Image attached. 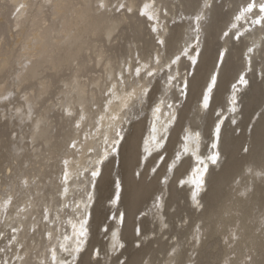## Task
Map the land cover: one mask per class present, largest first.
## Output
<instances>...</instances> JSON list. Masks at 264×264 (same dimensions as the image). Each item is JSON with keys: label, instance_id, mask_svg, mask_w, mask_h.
I'll use <instances>...</instances> for the list:
<instances>
[{"label": "bare ground", "instance_id": "obj_1", "mask_svg": "<svg viewBox=\"0 0 264 264\" xmlns=\"http://www.w3.org/2000/svg\"><path fill=\"white\" fill-rule=\"evenodd\" d=\"M114 1L0 0V36L7 42L1 46L4 40L0 41V78L12 80L17 87L28 83L23 95L13 87L0 89V98L10 97L13 101L11 111H6L8 121L0 125V138L10 125L28 123L20 126L22 136L8 143L0 141V162H19L8 182L11 193L0 192V227L17 229L15 242L6 252L8 258L1 264H53V256L58 261L70 260L59 245L80 230L89 212L86 249L79 254L77 264H102L101 259H93L96 247L107 264H117L122 257H126L123 264H188L194 257L195 264H213L210 259L223 264H264V24L253 21L264 16L258 10L244 15L251 3H256L258 9L264 0H222L221 4L219 0H127L125 4L120 1V6L135 11L133 15L115 14ZM181 8L185 16L192 18L172 25L170 18ZM195 9L196 14L191 13ZM197 14L204 17L199 25V54L197 48L188 54L195 41L192 36L196 35ZM241 16L244 18L240 19ZM129 19L131 23H127ZM148 24L152 32L153 27L157 29L150 39V33H146ZM226 30L230 33L227 38L223 37ZM117 32L120 38H133L134 43L113 45L111 50H103L107 45L98 48V43L106 44ZM233 34H241L240 42L233 40ZM158 39H163V45ZM11 43H20L23 52L13 57ZM249 47L255 49L253 74L247 70L245 59ZM224 49L227 54L218 65L219 53ZM92 51L96 58H91ZM186 54L193 64L198 60L193 75L186 65L188 71L182 74ZM92 62L95 66L103 62L106 80L102 76L87 79L90 82L81 80L80 74L91 68ZM165 69L170 73L166 75L164 92L168 93L182 80L179 87L187 83V96L183 102V97L174 92L175 97L165 99L168 104L173 101L170 108L165 100L157 102L147 128L148 117L133 121L129 115L136 103L152 97V91L147 96L148 90L159 84L154 79ZM46 72L44 81L41 77ZM241 75L249 81L245 93V87L239 85ZM176 76L180 79L174 82ZM60 84L59 103L45 106L38 113L39 101ZM233 95L239 102L235 113L231 111ZM205 100L209 103L207 109L202 106ZM58 105L64 111L53 120ZM258 112L261 113L253 122ZM233 119L237 120L235 128L230 125ZM221 120L224 122L217 149L213 144ZM117 129L122 130L124 139L117 143L119 154L113 156L111 148L117 140ZM154 129L162 146L168 137V154L151 174L163 153L148 158L142 171L140 167L143 168L142 156L144 159L153 153L149 149H160L151 142ZM106 139L108 159L99 173L98 161L104 156ZM36 142L44 147L45 156L42 160L38 156L42 162L34 169L30 165L32 170L28 171L24 164L33 161L34 156L29 143ZM173 142L180 145L178 154L172 152ZM116 160L118 169L114 165ZM118 186L122 189L119 193ZM117 194L119 204L114 200ZM160 194L161 204H157L158 198L153 199L159 210L153 203L148 215L139 218L141 212L151 207L146 206L147 201ZM106 201L112 202L110 207L105 205ZM51 208H59L56 219H66L68 213V226L60 222L43 230L47 216L44 212L49 214ZM172 208L173 213L169 212ZM109 211L116 212L115 220H109ZM138 226L142 234L136 239ZM101 227L108 228L104 237L111 232V252L115 241L125 246L119 258L102 248ZM163 228L168 230L159 237ZM151 234L154 237L149 240ZM135 242H140V248H135ZM187 246L192 248L191 255ZM68 247H72L71 241ZM216 247L215 254L207 253Z\"/></svg>", "mask_w": 264, "mask_h": 264}, {"label": "rangeland", "instance_id": "obj_2", "mask_svg": "<svg viewBox=\"0 0 264 264\" xmlns=\"http://www.w3.org/2000/svg\"><path fill=\"white\" fill-rule=\"evenodd\" d=\"M35 1V3H38L39 2V0H34ZM37 1V2H36ZM122 2V4H125L126 2H127V0H115L114 1V4H113V9L115 10V11H113L115 14H117V15H124L125 13H128L129 15H133L134 14V12H132V11H129V10H127V8H126V6L125 5H122V6H120V4H121V2ZM140 2H142L143 0H139ZM171 1H173V0H171ZM175 1V0H174ZM220 1L222 2V0H219L218 1V4H221L220 3ZM117 3L119 4V6H117ZM125 6V7H124ZM118 8V10H117V8ZM123 7H124V9H123ZM33 8H35V9H33ZM32 8V11L34 12L35 10H36V5L34 6ZM125 10H127V11H125ZM182 10H183V8H181L180 10H177L176 11V13L175 14H177V15H175V16H171L172 18H170V16H169V18L170 19H172V25H174L175 23H180V24H182L184 21H186V20H190L192 17L191 16H185L184 14H183V12H182ZM199 10V9H198ZM45 11L48 13V9H45ZM196 11H197V9H195V10H193V11H191V13H193V14H196ZM165 14H167V13H165ZM181 15V16H180ZM178 16V17H177ZM144 15L143 14H141L140 15V18L141 19H144ZM131 19H129V20H127V23H131ZM148 21V20H147ZM126 23V24H127ZM128 25V24H127ZM128 27V26H127ZM147 27H148V29L146 30V33H150V36H148L147 37V39H150V37L152 36V37H154L155 36V33L154 32H152L151 31V29H150V25L148 24L147 25ZM153 33V34H152ZM117 34V36H113V38H110V40L108 41V42H105L106 44H102V43H98L97 44V46H98V48H99V46L102 48L103 46H105V45H107V47L105 48V49H103V50H107V49H112L113 48V45L115 46V47H119L121 44L122 45H127V44H130L129 42H131L132 44L134 43V39L133 38H130L129 36H123V37H121L120 38V36L121 35H119V32H117L116 33ZM114 37H115V39H114ZM188 37V36H187ZM195 38V40H196V35L194 34L193 36H192V38ZM3 38V37H2ZM1 38V36H0V41L2 40H4L2 43H1V46L3 45V46H6V45H4L5 43H7L6 41H5V39H2ZM123 38V39H122ZM157 38V37H156ZM120 39V41H118V40ZM124 39H125V41H124ZM201 40V36H199V40H198V43H194L193 42V44L191 45V50L188 52V54L192 51V49H196L197 50V54H199V51H198V44H199V41ZM123 41V42H122ZM202 41H203V39H202ZM120 43V44H119ZM20 43H18V44H16V43H11V45H12V47H13V57H16V55H19V54H21V53H19L20 51L21 52H23L22 51V48H21V44L19 45ZM117 44H119V45H117ZM111 45V46H110ZM137 45H142V43H137ZM109 47H111V48H109ZM104 48V47H103ZM97 50V49H96ZM109 50V51H110ZM150 50V49H149ZM112 52V51H111ZM111 52H109V54L111 53ZM19 53V54H18ZM90 54V53H89ZM91 58H96L97 57V55H96V53H94V51H92L91 52ZM196 55V54H195ZM187 56V54L184 56V68H185V71L183 70L182 71V74L184 75V74H186L187 73V71H188V69H186V67H188L189 69H190V74L191 75H193L194 74V68H195V66L197 65V61H196V63L195 64H193L192 62H191V60L188 58V57H186ZM136 58V57H135ZM190 60V61H189ZM260 61V60H259ZM103 64V62H101V64H98V65H96L95 66V64H93V62H92V64H91V68H89V69H86L84 72H82L80 75H81V80H87V79H89L90 80V78H99V76H102V78H104V80H106V76H107V73L105 72V67L102 65ZM193 64V65H192ZM185 65H186V67H185ZM103 67V68H102ZM193 68V69H192ZM192 69V70H191ZM258 69H259V67H258ZM165 71H167L166 69L165 70H163L162 72H160L159 74H158V76L157 77H155V83H156V81H158L159 82V84L158 85H156L155 84V86H153V87H150L149 88V90H148V93H147V96L150 94V92L152 91V97L150 96L148 99L146 98V99H144L141 103L140 102H138V103H136L135 104V106H134V108H133V110L130 112V118L131 119H133V121H138V120H140V119H142V117L144 118V116H145V118L146 117H148V119H147V124H146V126H147V128L150 126V121H151V118H150V116H151V112H152V109L154 108V106H156V104H157V102H159L160 100L161 101H164L166 98H169V99H171L172 97H175L177 94L179 95V97H183V102H184V100H185V98H186V96H187V92H186V95H185V92L184 93H181L182 91H184V88H183V86H182V88H180L179 87V85H180V83L182 82V80L181 81H178L177 82V84H176V86H174L173 88H172V90L171 91H169L168 93H165L164 92V89H163V87H166L165 85V81L167 80V78H166V75L167 74H169L170 73V71L168 72H165ZM70 72L71 71H67L66 73L67 74H70ZM253 72L254 71H249V73H251V74H253ZM255 73V72H254ZM47 76H48V72H46V73H44L43 75H42V79L45 81V80H47ZM84 76V77H83ZM257 76H258V78H259V80L261 81V79H262V75H261V73H257ZM92 79V80H93ZM177 79H180V76H176V78L174 79V82H176V80ZM102 81H104L103 79H101ZM131 80H132V78H131ZM8 81L10 82L9 84H5V83H8ZM6 80V78H0V89L1 90H6V89H8L9 87H13L14 89H16L17 90V92H18V94H20V95H23L24 93H26L27 92V90H28V88L27 89H23L24 87H28V86H25V85H28V83H25V85L23 86V84H21V86L19 85L18 87H17V85L16 84H13L11 81L12 80ZM101 81V82H102ZM86 82H90V81H86ZM184 83V82H183ZM185 84V83H184ZM14 85V86H13ZM160 85L162 86V87H160ZM249 85V84H248ZM4 86V87H3ZM61 86V84L60 85H56V86H54L50 91H49V93H47L44 97H43V99L41 100V101H39L40 103H38L37 105H36V110L38 111V113L39 112H42L43 110L42 109H44V107L45 106H49V105H55V104H58L59 103V97H61V95H60V90H59V87ZM20 87H22V90H21V88ZM90 87L92 88V86H91V83H90ZM94 87V86H93ZM3 88V89H2ZM19 88H20V90L23 92H19L20 90H19ZM154 88V89H153ZM232 88H233V86H232ZM181 89V90H180ZM19 90V91H18ZM248 90V86H247V88H245L244 90H243V93H245L246 91ZM174 92H177L176 94H175V96H173V93ZM155 93V94H154ZM154 94V95H153ZM185 97V98H184ZM152 99V100H151ZM173 100H174V98H173ZM148 101H150L151 103H149ZM11 102V103H10ZM12 100H11V98L10 97H4V98H0V125L2 126V125H4L7 121H8V117L6 116V111H11V109H12ZM165 102H166V105L168 106V108H170L172 105H173V101H171L169 104L167 103L168 102V99L167 100H165ZM197 104L198 105H200V103H199V101L197 102ZM170 105V106H169ZM177 105H179V103H177ZM146 109H145V108ZM7 108V109H6ZM38 109H40V111L38 110ZM63 111H64V109H62V108H60V106L58 105V106H56V110H55V113H53V114H55L56 115V118L55 119H53V120H56V119H58V115H61L62 113H63ZM147 112V113H146ZM259 113H261V112H258L256 115H255V118L253 119V122L256 120V118H257V116H258V114ZM219 114V111H218V113L216 114V116ZM148 115V116H147ZM241 117H239V119H240ZM227 119H228V117H227ZM227 119H225V121H227ZM129 123L130 122H128L127 123V125H128V127H129ZM28 124V123H27ZM27 124L26 125H22V126H27ZM237 124V123H236ZM236 124L235 125H233L232 124V120H230V125L232 126V127H234L235 128V126H236ZM54 125H55V123H54ZM20 126L21 125H10L9 127H7L6 128V130H5V134L2 136V138H0V141H2V142H5V143H8L9 141L11 142L12 140H15V138H18L19 136H22V129H20ZM21 126V127H22ZM128 129V128H127ZM127 130L125 129V132H126ZM148 131V130H147ZM240 132H241V130L239 129L238 131H237V134L239 135L240 134ZM18 136V137H17ZM26 142H28L27 140H26ZM167 142H168V137H167V139H165V142H164V144H163V146L160 148V149H158V150H155V152L154 151H151L150 149H149V152H153V153H150V154H148V155H146V157H144V159H143V156H142V160H141V165L143 166V168L142 167H140V171H142L145 167H147L146 166V162H147V159L148 158H151V156H153V155H158V154H161V153H163V156L160 158V160L157 162V164H156V166L154 167V168H151V170H150V172H151V174H154L156 171H157V169L161 166V164L163 163V161H164V159H165V157H166V155L168 154V150L166 151V153H165V150H166V146H167ZM174 143V142H173ZM176 143V142H175ZM175 143H174V145H171V149L173 150L172 152L174 153H177L178 154V150H179V148H180V145L179 144H176L175 145ZM40 144V142H36V143H29V148H30V150H31V152L34 154V156H33V158H32V160L33 161H29L28 163L26 162L25 164H24V167H25V169L26 170H28V169H30V170H32V168L34 167V166H39L40 165V163L42 162L41 160L43 159V155L45 156V152H44V147L42 146V145H39ZM41 146L42 148H43V151H42V148L41 147H39V146ZM174 146V147H173ZM173 147V148H172ZM171 149L169 150V151H171ZM142 150V152H144V150L143 149H141ZM175 150V151H174ZM164 151V152H163ZM44 152V153H43ZM244 153L246 152V151H243ZM36 153V154H35ZM38 153V154H37ZM42 154V155H41ZM47 155V154H46ZM41 158V160L39 159V157ZM113 156H117V155H115L114 153H113ZM36 160H38L37 162H36ZM118 160V159H117ZM115 161V163H114V165H116L115 166V168L118 166L119 167V161ZM144 160V161H143ZM149 160V159H148ZM34 161L36 162V163H39V164H36L35 163V165H33L34 164ZM12 162L14 163L13 164V166H12ZM9 161V160H7V161H1L0 163H1V166H0V192L2 191V193L4 194V195H9L11 192V187H10V185L8 186V182H9V180H10V177L12 178L13 176L12 175H14L13 173H14V169L19 165V162L17 163V161ZM117 162V163H116ZM144 162V163H143ZM15 164H17V165H15ZM30 165H32L31 167H30ZM145 165V166H144ZM16 166V167H15ZM36 166V167H37ZM12 167V168H11ZM35 168V167H34ZM33 168V169H34ZM116 169H118V168H116ZM29 171V170H28ZM89 171V169H87L86 170V172H88ZM12 172V173H11ZM64 172H65V170H64ZM138 172V171H137ZM4 173V174H3ZM10 174H11V176H10ZM65 175V174H64ZM7 176V177H6ZM8 178L9 177V179H6V178ZM113 178H114V176H113ZM6 179V180H5ZM8 180V181H7ZM20 181H22V179H20ZM166 181V178H163L162 179V183H164ZM4 182V183H3ZM9 188V189H8ZM8 190V191H7ZM79 190H80V194H82L83 193V190H84V188H83V190H82V187L81 188H79ZM4 191V192H3ZM6 191V192H5ZM3 195V196H4ZM156 196V195H155ZM162 194H160L159 196H157V197H153V198H151L149 201H147V205L146 206H149V205H151V207H148V209L147 208H145V209H147V210H144L143 212H141L142 214H140L139 215V218L140 217H142L143 215L144 216H146V215H148V212L147 211H149L154 205H153V203H155L156 201H158V205L159 204H161V198H162ZM5 197V196H4ZM4 197H1V199L2 198H4ZM158 198V199H157ZM153 199H157L156 201L155 200H153ZM152 200V201H151ZM151 201V202H150ZM148 202H150L149 204H148ZM182 203H184V201L182 202ZM111 204H112V202H110V201H106L105 202V205L106 206H111ZM156 204V203H155ZM157 204H156V206H157ZM188 208L189 209H192V206H188ZM56 211H59V208H51V210H50V213L48 214V212H44L45 214H47V216L43 219L44 220V227H43V230H45L47 227H54V226H56L57 224H59L60 222V224H64L63 226L64 227H66V226H68V213H66L65 214V216L67 217L66 219H61V217H57V219H56V216H55V213H57ZM110 211H111V209H110ZM110 211L108 212V213H110ZM112 211H113V209H112ZM175 211V208L173 209H170V211L169 212H171V213H173ZM154 212H156V210H154ZM115 214H116V212H114V213H110V215L108 216L109 217V220L110 221H113V220H115V219H112L111 217H113V216H115ZM6 216V217H5ZM6 218H7V212H5V214H4V216H3V220H2V224L4 225V223H5V220H6ZM138 218V219H139ZM151 219V218H150ZM50 221V222H49ZM175 222H178V219H176L175 220ZM3 227V226H2ZM5 228V229H4ZM105 228H107V227H101V229H100V231H102L103 233L102 234H100V237H101V239H103L104 240V245H102V248L105 250V251H108V253L111 255V256H114V258H119L120 256H121V252H122V250L121 249H123L125 246H123V248H119L120 249V251H117V253H113V252H111L110 251V247H111V232H109V235H107L106 237H104V234H106L107 232H108V228H107V231H105ZM138 229L137 230H139V235H137V233H136V239H139V238H141V234H142V232L140 231V227L138 226L137 227ZM3 230V231H2ZM65 230V229H64ZM163 230V231H162ZM161 230V232H160V235H159V237L160 236H162L167 230H168V228H163ZM17 232V229H15V228H12V226H8V227H3V228H1L0 227V264H1V262L2 261H5L8 257L6 256V252H7V249H9L10 248V246L13 244V242H15L14 240H15V237H13L14 235H15V233ZM153 237H154V235L153 234H151L150 236H149V240H151V239H153ZM169 237V235H167V236H164V241H167V238ZM216 238V237H215ZM144 239V238H143ZM214 241V240H213ZM11 242V243H10ZM105 243H107L106 245H105ZM137 243L138 242H135L134 243V246H135V248H140V247H137L136 245H137ZM189 243H192V239L190 238V242ZM139 244H140V242H139ZM196 248H197V250L200 248V246L199 247H197L196 246ZM86 249V248H85ZM84 249V250H85ZM187 249H189L190 250V253L188 254V255H191V251H192V248L190 247V246H187ZM83 250V251H84ZM200 250V249H199ZM97 251H99L100 252V248L99 247H96L95 248V250H94V255H93V259L94 260H97V259H101L102 260V264H107L106 263V261L104 260V255H99V257H96V255H95V253L97 252ZM211 251V252H210ZM218 251V247H216V249L215 250H213L212 251V249L210 248V249H208L207 250V253H209L210 252V254L212 253V254H215V252H217ZM9 253H11V250H9ZM197 255H198V253H197ZM197 255H195V256H197ZM163 257V255H160V258H162ZM233 257V256H232ZM195 258L196 257H194V259L192 260L193 262L192 263H188V264H195ZM79 260H77V262H78ZM123 261V263L126 261V257H122L119 261H118V263L117 264H121V262ZM207 261V260H206ZM209 262L210 263H213V264H223L221 261H218V260H213V259H210L209 260Z\"/></svg>", "mask_w": 264, "mask_h": 264}, {"label": "snow or ice", "instance_id": "obj_3", "mask_svg": "<svg viewBox=\"0 0 264 264\" xmlns=\"http://www.w3.org/2000/svg\"><path fill=\"white\" fill-rule=\"evenodd\" d=\"M257 10L261 14V16H264V2H261L259 4L258 9H257L256 3H254V2L251 3V7L246 9L244 15L246 13H251V12L257 11ZM145 15H147V13H145ZM148 18L149 19H153V17H151V16H149ZM243 18H244V16H241L240 17V19H243ZM203 19H204V17L201 16V15H199V14H197L195 16V25H196V27H195L194 31L196 33V40H195L194 43H198L199 34L201 32V29H200L199 25L201 23V20H203ZM253 21L254 22H257L258 25L259 24H264V19H254ZM233 27H236V25H233ZM152 30H153V32H156L157 31V29L155 27H153ZM229 35H230V33L227 30L223 33V37H225V38H227ZM232 38H233L234 41L240 42V40H241V34H233ZM157 42L159 44H161V45H163V43H164L163 39H158ZM246 51H247V56L245 57V59H246V62H247V70L250 71L251 70V65H252V53H254L255 49L249 47V48L246 49ZM226 54H227V49H224V50L220 51L219 58H218V61H217L218 65H221L224 62V58H225V55ZM157 59H158V57H157ZM197 62H198V60H197ZM248 84H249V81H248V79H246V76L245 75H241L239 77V85L246 88L248 86ZM183 87H184V92L186 94V92H187V83L186 82H185V84H184ZM233 89H234V92H235L236 85H233ZM145 91H147V90H145ZM133 95H135V93H133ZM238 103L239 102H238L236 96L233 95V97H232V105L233 106L231 107L232 113H235L237 111L236 105ZM202 106H203L204 109H207L209 107L208 101L205 100L203 102ZM113 119L116 120V119H118V117H113ZM225 119H227V117H225ZM223 122L224 121L221 120L219 122V124L217 125V127H216V142L213 144V147L214 148H217V149H218V145H219V134H220V132L222 130ZM236 123H237V120L236 119H233L232 120V124L235 125ZM249 131H251V129ZM153 132H154V134L151 137V142L157 148H161L162 145L160 143H158V137L155 135V129L153 130ZM116 137H117V140H116V142H113L112 148H111V152L114 153L115 155H118L119 154V147L117 146V143H122V141L124 139L123 134H122V130L117 129V131H116ZM190 138H191L190 136L186 138V141H185L186 144H187V142L189 141ZM197 139H199L198 134H197ZM107 144H108V141L106 139L105 140L104 156L98 161V163L100 164L99 173H102L103 172V164L108 159V151L109 150L107 148ZM145 144L147 145V142H145ZM145 148H146V151H148L147 147H145ZM185 151H187V148H185ZM245 151H247L246 148H245ZM217 159H218V155L215 156V157H213V161L214 162ZM94 175H96V174H94ZM136 175H137V177H139L140 173L137 172ZM117 184L119 185V182L118 181H117ZM93 187H94V185H93ZM121 190L122 189L119 188V186H118V193ZM195 199H196V197H195V195H193V200H195ZM114 200H115L116 204H119V195L118 194L114 197ZM78 206H80V205H78ZM157 210H159V206H157ZM90 218H91V213L89 212L88 213V219L83 221V224L80 226V230L78 232H73L72 236L65 237L64 238V242L59 245L60 250L62 252L67 253L68 256L71 257V259L70 260H59L58 261L57 260V257L53 256V258H52L53 259V264H77V260L79 258V254L84 250L85 245H86V242H87V235H88L87 223H88V220H90ZM111 218L112 219H115V216H113ZM122 221H123V213H121V222ZM105 231H107V228H105ZM139 234L140 233H139V230H138L137 231V235H139ZM115 237L116 236L114 235V237H113V240L114 241H115ZM73 239H74V242H73ZM69 241H71V243H72V247L71 248L68 247V242ZM123 246L124 245L122 243H120L118 241H115L112 244L113 253H115V249L117 247L123 248ZM136 246L137 247H140L139 242L137 243ZM52 251L55 252V247H53ZM95 255H96V257H99V251H97L95 253ZM121 264H123V261L121 262Z\"/></svg>", "mask_w": 264, "mask_h": 264}]
</instances>
